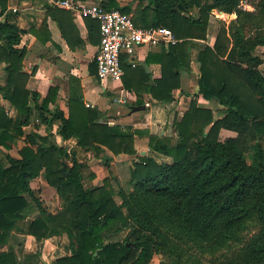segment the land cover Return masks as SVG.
Wrapping results in <instances>:
<instances>
[{
	"label": "trees",
	"instance_id": "1",
	"mask_svg": "<svg viewBox=\"0 0 264 264\" xmlns=\"http://www.w3.org/2000/svg\"><path fill=\"white\" fill-rule=\"evenodd\" d=\"M135 1L134 9L117 0L99 2L107 10L132 14L137 27L165 26L181 39L156 56L162 72L151 85V75L142 66L129 71L131 66L121 58L122 78L126 74L136 79L141 92L150 93L156 103L175 99L180 71H191L193 40L206 39L213 11L233 17L220 24L214 45L195 56L200 64L195 97L217 100L224 114L216 118L213 110L192 101L173 123L175 144L149 135L150 148L172 161L140 155L135 139L147 132L100 121L103 113L87 106L72 82L67 116L56 105L57 86L44 97L28 88L35 67L31 72L24 68L21 41L26 30L11 21L8 0H0V146L10 150L19 139L24 142L18 157L5 153L0 158V246L29 218L26 230L37 241L68 237L70 254L52 264H149L156 253L162 256L160 264H200L187 242H206L217 250L239 242L254 223L256 231L221 264H264V60L256 53L264 46V0H246L252 9L240 7L242 0ZM193 9L197 17L191 15ZM90 21L100 34L99 21ZM144 103L140 95L130 108ZM41 125L45 136L38 133ZM55 127L63 140L75 139L108 170L113 157L107 150L133 157L128 189H116L118 181L110 170L102 184L87 187L84 165L75 156L71 166L66 164L65 176L61 168L69 154L56 142ZM222 130L233 135L222 138ZM41 175L61 200L56 213L42 206L31 186ZM123 231V239H114ZM0 264H18L17 257L0 251Z\"/></svg>",
	"mask_w": 264,
	"mask_h": 264
},
{
	"label": "crops",
	"instance_id": "2",
	"mask_svg": "<svg viewBox=\"0 0 264 264\" xmlns=\"http://www.w3.org/2000/svg\"><path fill=\"white\" fill-rule=\"evenodd\" d=\"M80 1L93 3L101 0ZM117 2L121 6L131 4L133 9L136 6L135 0H117ZM59 8L53 5L52 0H8V14L11 21L21 29L26 30V34L23 35L21 41V46L26 49L24 68L26 71L31 72L35 67V73L28 81V88L38 91L44 97L51 86H57L59 91L56 105L65 112L66 116L68 115V100L71 94L72 82L75 89L81 90L83 93L86 105L90 104L103 113V118L100 121H107V124L112 126L120 125L122 128L129 126L132 129L147 132L136 137L135 148L140 155L152 156L158 162H171L172 158L154 152L149 145V135L157 136L165 142L175 144L177 134L174 131L173 123L176 119L180 120L183 117L192 101H195L198 107L213 110L216 118L222 117L219 112L222 111L223 107L217 100L205 99L201 94L195 97L199 93L198 74L200 67L199 62L195 61V56L197 51L203 49L206 45H214L220 24L227 22V19L231 18L230 15L217 10L213 11L210 16L206 39L193 40L191 71H180L181 85L180 88L174 90L175 99L171 102L156 103L151 98L150 93L141 92L140 88L142 86L137 83L136 79L126 76V74L120 83L110 80L102 83L97 77V66L95 64V56L100 45L99 29L97 27L96 30L94 29L90 17H83L73 14L69 10ZM190 13L194 17L198 15V11L195 9L191 10ZM0 21H4V19L0 17ZM179 42H181V39H179ZM169 47L138 45L132 51L122 53L121 58L125 60L127 65L131 66L129 71L142 66L151 75V85L154 83V79L161 76L162 72L161 63L155 60L159 57L156 56ZM259 49L264 50V46L258 47L256 51L264 60V51L260 53ZM149 55H151L152 60L148 63ZM133 63L136 65L133 66ZM3 77L2 70H0V84L3 83ZM72 77L73 79H71ZM135 88L139 89L134 90ZM140 95L144 97L146 109L133 112L130 105L134 104ZM121 98H126L127 104H121ZM12 115L15 117L17 113L12 112ZM57 125L59 123H56ZM226 132L231 133L222 130L221 134H227ZM68 143H73V153L84 157V160L82 159L80 162L84 165L82 173L84 182L87 181L85 182L87 187L102 184V180L108 175L109 170L112 172L113 177L117 179L118 186L123 187V175L127 169L129 183L133 157L124 154L114 156L107 150L106 153L113 157L108 170L99 164L100 158L95 157L92 151H85L79 147L75 139H62L60 145L66 146L65 144ZM69 152L70 150H68ZM78 158L80 157L78 156ZM43 183H45V187H49L56 192L55 188L50 186L46 180ZM114 185L116 187V183ZM31 186L34 189L33 183ZM45 187L42 189L40 186L42 191L49 190ZM55 196L56 199L54 198L55 201L51 202L52 205L47 204L46 206L48 208L46 209L50 210L51 213H56L61 205V200L56 193ZM54 202L56 203L55 207H53ZM25 221L27 223L29 218ZM124 232L119 233L114 239L117 240ZM15 233L22 238L17 248L20 260L24 259V264H52L57 257L69 255L71 252L66 235L46 238L40 243L39 247L34 236L23 234L25 230L18 228ZM14 234L12 237H14ZM41 247L42 258L39 261L36 256L38 252H41Z\"/></svg>",
	"mask_w": 264,
	"mask_h": 264
},
{
	"label": "built area",
	"instance_id": "3",
	"mask_svg": "<svg viewBox=\"0 0 264 264\" xmlns=\"http://www.w3.org/2000/svg\"><path fill=\"white\" fill-rule=\"evenodd\" d=\"M53 5L69 10L73 14L90 17L99 21L100 45L95 56L97 77L102 83H120L123 76L121 54L130 52L138 45L172 46L179 43L173 31L165 26L142 28L135 26L132 16L119 10H107L101 3H87L80 0H52ZM240 7L250 9V4L242 0ZM16 11V9H14ZM136 64L133 63V66ZM121 104L127 99L121 98ZM90 104H87L89 106ZM154 261V260H153ZM149 264H160L158 261Z\"/></svg>",
	"mask_w": 264,
	"mask_h": 264
},
{
	"label": "rangeland",
	"instance_id": "4",
	"mask_svg": "<svg viewBox=\"0 0 264 264\" xmlns=\"http://www.w3.org/2000/svg\"><path fill=\"white\" fill-rule=\"evenodd\" d=\"M247 3L249 4V2L247 1ZM251 6V5H250ZM253 7L251 6L250 9H252ZM231 19H233V17L231 16L230 19H227L229 22ZM262 51H264L263 49H259V52L262 53ZM264 57V55H263ZM262 72L264 73V63L260 66ZM0 70H2L1 66H0ZM2 74H3V70H2ZM127 104V103H126ZM221 111V110H220ZM224 114V110H222L221 112H219V115H223ZM33 123V122H32ZM33 125V124H32ZM32 125L29 127L25 128V133H28L29 131H31ZM38 133L40 135L45 136L46 131H45V126L41 125L39 128ZM227 134H222V138L227 137V135L229 136L231 133L226 132ZM53 135L55 136V140L58 144H60L62 142V138L59 136L58 132H57V127L54 128L53 130ZM233 135V134H231ZM24 137V136H23ZM23 138L19 139V141L17 142V144H13L12 148L10 150H6V148H4L3 146H0V158L4 159V154L5 153H10L13 156L18 157V151L19 148L23 145ZM66 146H64L67 149V153L68 150H70V152L68 154L69 158L68 160H64L63 162H65L67 165L71 166L72 165V157L75 156L76 159L78 160L79 163H81L80 161H82V159L84 160L83 155H73V150H72V145L73 143H68L65 144ZM78 156L80 158H78ZM40 177V178H39ZM38 178L34 179L31 181V184L33 183V187L36 191H38V196L39 199L41 200L42 206L46 209L47 204H50V206L52 205L51 202L55 201L56 196H55V191L49 187H45V183H43L45 180L43 179V175L39 176ZM42 179V180H41ZM128 170L126 169V171L124 172L123 175V182L122 184L124 185L123 187L128 189ZM43 181V182H42ZM103 181V180H102ZM87 182V181H85ZM87 184V183H85ZM40 186L42 187V189H44V187L46 189H49L47 191H42V189L40 188ZM116 189H118V184L116 185ZM57 194V193H56ZM55 198V199H54ZM117 201L120 202L119 197H116ZM55 203V202H54ZM56 206V203L53 204V207ZM48 209V208H47ZM50 211V210H49ZM35 214H33L32 216L34 217ZM18 226L22 229L25 230V233L23 234H28L27 232V223L25 220H21L18 224ZM16 231L13 230L9 239V242L5 245L0 246V251H8V252H13L16 257H17V263L18 264H24V259L20 260V255L18 253V248L20 243L19 241H22V238L20 236H17L16 233L14 234V232ZM256 231V225L254 223H250L247 227V229L242 233L241 236V240L238 241H230L228 243L227 246H224L222 248H219L217 250H213L210 246L209 243L204 242L202 244V246H198L193 242H187V246L190 247V249H188L190 254H195L196 257L199 260L200 264H221L223 261H225L229 256H231V253L236 250L238 247L242 246L243 240L248 239L254 232ZM14 234V237H12ZM125 232L121 235V237L119 236L117 238V240H121L124 237ZM30 235V234H29ZM45 239L41 240V241H37L36 242L39 244L40 247V243L43 242ZM41 252H38L37 254V260H41L42 258V247L40 248ZM158 261L161 262L162 260V256L160 254H155V256L153 257V259L151 261ZM153 261V262H154Z\"/></svg>",
	"mask_w": 264,
	"mask_h": 264
},
{
	"label": "water",
	"instance_id": "5",
	"mask_svg": "<svg viewBox=\"0 0 264 264\" xmlns=\"http://www.w3.org/2000/svg\"><path fill=\"white\" fill-rule=\"evenodd\" d=\"M146 109V105L145 104H143V105H138V106H136V107H134L133 109H132V111L133 112H136V111H144ZM62 172L64 173V175L65 176H68V172H66V163L65 162H63V164H62Z\"/></svg>",
	"mask_w": 264,
	"mask_h": 264
}]
</instances>
